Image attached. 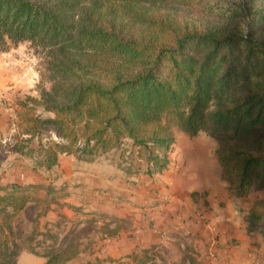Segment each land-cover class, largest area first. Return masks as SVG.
<instances>
[{
	"label": "trees",
	"instance_id": "16d2710c",
	"mask_svg": "<svg viewBox=\"0 0 264 264\" xmlns=\"http://www.w3.org/2000/svg\"><path fill=\"white\" fill-rule=\"evenodd\" d=\"M21 42L41 53L44 70L37 95L15 98L11 152L25 153L37 139V165L50 169L60 154L84 159L129 140L153 175L167 168L177 128L216 140L233 196L264 189V0H0V50ZM29 189L49 196L62 188L0 185V201L11 208L0 212V264H17L21 250L37 255L21 245L14 224L32 201ZM244 221L248 233L264 235V197ZM86 231L69 228L41 254L43 264L91 249L89 241L80 247Z\"/></svg>",
	"mask_w": 264,
	"mask_h": 264
},
{
	"label": "rangeland",
	"instance_id": "374dc122",
	"mask_svg": "<svg viewBox=\"0 0 264 264\" xmlns=\"http://www.w3.org/2000/svg\"><path fill=\"white\" fill-rule=\"evenodd\" d=\"M181 8L182 9L180 10V13L185 12V14L193 19L205 18L196 10L189 8L187 9L184 7ZM43 70L44 65L41 53L35 51L34 47L30 45L29 42H21L17 46L11 47L6 51L0 50V185L10 184L13 181L26 183V181L28 182L29 180L27 178L33 177L34 179L32 181L35 180L38 183L40 182L45 185H51L55 188H62L60 191L49 196L46 195L44 191L39 189L27 190L28 194L32 196V201H30L26 207L15 217L14 224L19 232V241L21 245L27 246L29 250H33L37 256H41L42 253L48 251L49 247L57 244L68 228H72V226L76 227L75 230L89 228V225L86 223L87 220L92 218L87 217V215L85 216L82 211L78 210H75L76 213L73 214L74 210H71L70 208H67L69 210V215H64L58 212L56 218L51 216V214H53V212H57L58 209L55 207L50 208L48 205L51 203H60L59 200L62 198V196H65L66 194L70 195V193L73 191L68 185L69 183L70 185L72 183L69 181L68 183L65 182V184L68 185L64 186L55 184L54 182L58 179V177H60L58 172L54 171L55 168L47 170L44 167L37 165L38 161H40L43 156V150L39 149V140H32L29 145V149L25 153L10 151V146L13 142V139L10 136L15 133L13 127V110L15 107V98L24 97L26 95H37L36 85L40 79V72ZM38 112L46 115V113H43L42 111ZM174 133L175 138L176 135H183L185 137V142L182 144V140L180 139V136H178L174 145L172 146L171 151L168 154L169 164H172V166L171 169H168V166L166 169L169 170L171 174H181L182 169H187L192 173L197 172L200 174L204 168L209 166L208 164H218L215 155L217 142L214 138L206 135L204 132H200L195 136H189L177 128L174 129ZM44 141L45 138H42L41 142L43 143ZM121 147L122 149L117 151L116 154L119 158H122V162H118V164H122V167H120L123 169L127 167L124 162L131 158V154L133 152L130 151L128 147ZM134 158H136L135 155ZM85 160H87V157ZM136 160L137 162L139 160V164L137 165L143 169L142 173L145 174L143 172L147 166L145 159L136 158ZM166 169L164 171H166ZM164 171L153 174V176L161 175L164 173ZM157 179L158 177L155 176L151 179V181H155V183H157ZM102 184L104 185V183ZM71 186L73 187L75 185ZM164 186L166 188L167 185ZM74 188L81 190L83 187L75 186ZM158 189L159 187L153 186L149 187L146 191L144 190V192L155 195V202L157 205H159V209L155 210L154 213L155 215L157 214L159 216L157 219L159 220L160 225L163 227V229L160 231L156 229V220L149 219L145 213L143 216H141V218H139L140 224H137V226H139L142 231L138 233H134L135 227L133 224L136 223L134 221L135 218L121 219L115 215L113 219L112 217H109L110 215H107V217H104V215H98V218H105L106 222L104 223H106L109 228H115L117 226L116 236H119L120 229H123L124 231H121L120 237L124 239L126 238L128 245L131 241H133L136 245L135 247H132V249L135 251L140 250V246H150V256H153L154 258L156 256L158 257V261H155L154 264H189V258L194 260L193 264H214L212 259L201 256L200 248L198 247L200 242L199 240L202 238V235L200 236L198 231L199 224H209L210 227H208L207 230L213 234L216 230L213 225V218L203 216V213L198 210L194 217L193 214L185 217L183 215H177L178 213L173 216H167L166 212H171V210L168 209L170 202L168 200L166 202L156 200L159 198L157 195L159 194ZM86 190L89 191L88 189H85L82 192H87ZM107 191H110V189ZM4 192L5 191L0 190V195H3ZM120 193L129 194L128 191L118 188L112 192V194L116 195L118 198H120ZM200 194L205 195L201 196L198 201H195L197 203L200 202L201 198L202 201L205 200L206 192H201ZM150 204L151 203L144 201L141 202L140 205H142L143 212H146L145 208L155 207L154 205L150 206ZM191 204L193 205L192 201ZM224 206L225 204H220V207ZM121 207L123 206H120L119 208ZM4 209L11 210V208L5 206V202L0 201V212L4 211ZM168 217L169 219L167 221L166 218ZM179 219L181 222L178 221ZM82 223H84L85 227L80 226ZM145 226L148 229L142 228ZM212 240L216 242L218 239L217 237H214ZM261 241H264V238L261 239ZM261 241L255 238V245L259 247L261 245ZM261 248L263 251L261 253L258 251L256 255L261 259H264L263 242ZM94 250L100 254V259L104 257L106 249H103L104 255L101 254L99 249L94 248ZM94 250L90 254H93ZM125 252L130 251L125 250ZM107 256L110 255L107 254ZM112 257L116 258L117 255ZM258 263L263 264L264 262H261L257 259L253 264ZM89 264L97 263H95L93 259ZM238 264L241 263L238 262Z\"/></svg>",
	"mask_w": 264,
	"mask_h": 264
},
{
	"label": "crops",
	"instance_id": "0c3cea01",
	"mask_svg": "<svg viewBox=\"0 0 264 264\" xmlns=\"http://www.w3.org/2000/svg\"><path fill=\"white\" fill-rule=\"evenodd\" d=\"M178 136L176 135V138ZM180 139L183 144L185 137L182 135ZM121 146L128 147L133 152L131 158L124 162L127 167L123 169H121L122 164H118V162H122V158H119L116 154L117 151L122 149ZM121 146V148H115L102 154L96 153L87 156V160H85L86 157L78 159L73 154H60L56 165L50 168H55L54 171L60 175L54 182L55 184L64 186L68 185L65 182L68 183L69 181L72 183L71 185L83 187L81 190L75 189V186L72 187L69 183L68 186L73 192L70 195L62 196L59 200L60 203L48 205L50 208L55 207L58 209L51 216L56 218L58 212L69 215L67 208H70L74 210L73 214L76 213L75 210H78L93 219L89 228L86 229V235L80 239L81 248L85 247V244L89 241L91 249L87 248L84 251H80L74 259L65 264H89L93 259L97 264H154L155 261H158L157 256L155 258L150 256V246H140L141 248L138 251L132 249L136 244L133 241H129L130 244L128 245L127 239L120 237L121 231H124L123 229H120L119 236H116V234L107 236L105 233L102 235L100 228L106 224L104 223L106 219L98 218V215L101 214L104 217L110 215L109 217L116 216L121 219L135 218L134 221L136 223L133 224L135 227L134 233H138L142 231L137 226V224H140L139 218L145 213L149 219L156 220V229L158 231L162 230L163 227L157 219L159 216L154 213L155 210L159 209V205L155 202V195L144 192V190L146 191L153 186L159 187V194H157L159 198L156 199L157 201L166 202L168 200L170 202L168 209L171 212H166L167 216H173L178 213L177 215L185 217L193 214L194 217L196 212L201 211L203 216L213 218V225L216 229L213 234L207 230L210 227L209 224H199L198 231L202 238L199 240L198 247L200 248L201 256L212 259L214 264H238V262L241 264H253L257 259L264 262V259L256 255L258 251L259 253L263 251L261 245L262 242L264 244V241H261V239L264 238L262 237L264 235L258 232L248 233L244 221L245 213L253 201L264 196V189L251 190L247 196L243 197L232 196L228 191L227 183L221 178V166L219 164H208L209 166L204 168L200 174L197 172L192 173L187 169H182L181 174H171L166 169L161 175H155L158 177L157 183H155V181H151L155 176L143 174V169L137 165L139 160L137 162L136 158H134L135 149L130 141L126 140ZM135 166L140 167L139 173H128L126 171L128 168H135ZM171 166L172 164H169L168 169H171ZM27 179H29L28 182L26 181L28 184L38 183L35 180L32 181L33 177ZM164 185H167L166 188ZM116 188L124 189L129 194L120 193V198H118L112 194ZM85 189L89 191L82 192ZM108 189L110 191H107ZM192 191L206 192L204 202L202 198L198 203L193 201L191 198ZM142 201L151 203L150 206L154 205L155 207L145 208L146 212H143L142 205H140ZM222 203L225 204L224 207H220ZM120 206L123 207L119 208ZM168 219L169 217L166 218L167 221ZM178 221L181 222L180 219ZM83 225L84 223L80 226L85 227ZM72 228L76 227L72 226ZM83 229H76L75 231H82ZM214 237L218 239L216 242L212 240ZM255 238L261 241L259 247L255 245ZM94 248L99 249L102 255H104L103 249H106L104 257L100 259V254L95 252ZM93 250L94 253L90 254ZM125 250L130 252H125ZM107 254L110 256H107ZM114 255H117V257L113 258L112 256ZM44 261V257L27 251H21L17 257V264H43ZM188 262L193 264L194 260L189 258Z\"/></svg>",
	"mask_w": 264,
	"mask_h": 264
},
{
	"label": "bare ground",
	"instance_id": "6f19581e",
	"mask_svg": "<svg viewBox=\"0 0 264 264\" xmlns=\"http://www.w3.org/2000/svg\"><path fill=\"white\" fill-rule=\"evenodd\" d=\"M190 147V146H189ZM192 150V149H191Z\"/></svg>",
	"mask_w": 264,
	"mask_h": 264
}]
</instances>
